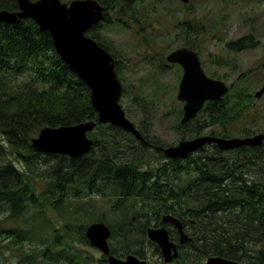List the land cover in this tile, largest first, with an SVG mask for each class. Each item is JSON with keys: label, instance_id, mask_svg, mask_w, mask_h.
I'll return each mask as SVG.
<instances>
[{"label": "trees", "instance_id": "16d2710c", "mask_svg": "<svg viewBox=\"0 0 264 264\" xmlns=\"http://www.w3.org/2000/svg\"><path fill=\"white\" fill-rule=\"evenodd\" d=\"M99 1L107 10H115L118 16L113 19L111 13H106L105 22L88 33L112 53L118 70L120 60L101 40L98 28L123 21L124 16H131L129 19L138 22V5L145 0ZM13 4L14 0H0V9ZM189 25L182 24L183 29ZM257 43L258 39L251 34L229 41L226 46L239 52L254 48ZM187 46L197 49L192 43ZM232 89L231 85L230 91ZM252 97L251 93L238 88L219 101L207 102L203 123L193 118L182 125L179 122L183 114L181 109L178 129L189 128L192 137L202 135L210 124H218L224 127L227 136V125L242 115L249 106L244 104ZM93 120H98V113L92 105L91 89L62 60L50 32L41 30L32 19L18 24L0 20V211L8 213L0 218V251L8 246L3 243L8 238L13 246L20 248L23 261L33 263L41 256L53 264H83L81 259L86 257L72 242V232L78 234L81 243L90 244L85 236L87 225L64 223L57 228L47 210L61 212L69 198L98 197L105 186L110 185L112 193L109 195L116 197L117 206L127 200H137L140 204L129 225L141 222V226L130 230L132 236L139 229V238L146 239L145 228L155 220V214L192 215L197 221L198 239L181 255L180 264H204L212 255L246 264H264V143L256 147L242 146L230 152L211 145L185 162L169 160L155 168L147 163L144 169L141 168L145 162L130 154L125 163L114 160L115 154L120 155L119 151L130 145L127 141L123 143L125 138L117 137L125 131L113 125L103 130L105 136L92 133L93 150L79 158L42 153L32 145L33 138L45 126ZM104 126L98 124L97 128ZM127 138L132 141L131 146L137 141L130 135ZM147 140L156 146L163 145L156 139ZM138 143L145 148L143 151L151 148L146 141ZM43 154H46V164L51 159L57 160L49 166L46 174L49 183L39 194L34 165ZM32 204L38 208L33 217L40 222L38 227L30 224L27 228L23 223L28 224L26 215L32 214ZM182 205L185 208L180 207ZM99 220L108 221L105 217ZM49 229L56 232L52 241L45 237ZM60 230L67 233V240H61ZM112 231L113 238L116 231ZM32 241L42 245L29 252L24 250L25 243ZM148 241L161 255L159 246ZM133 243L141 247L144 241L134 240ZM111 249L117 256L128 253L145 256L143 249L131 248L118 253L113 244ZM99 261L108 263L107 256L103 255Z\"/></svg>", "mask_w": 264, "mask_h": 264}, {"label": "rangeland", "instance_id": "374dc122", "mask_svg": "<svg viewBox=\"0 0 264 264\" xmlns=\"http://www.w3.org/2000/svg\"><path fill=\"white\" fill-rule=\"evenodd\" d=\"M137 11L140 14L138 22L129 19L131 16H124L123 21L106 23L98 33L101 40L110 46L120 60L117 70L123 85L120 104L128 118L145 135L159 140L165 147L193 134L189 128L178 129V115L184 105L177 97L183 70L178 65L167 61V56L173 50L188 47L187 44L190 43L197 46L195 50L200 56L205 72L213 78L224 80L232 85L233 89L229 94L242 88L244 92L251 93L253 96L249 103L244 104L245 107L250 104L246 110L247 113L228 124L227 131L231 135L236 133L240 136L264 131V95L255 96L256 91L262 87L264 77V0H189L188 3L181 0H145L138 5ZM111 16L114 19L118 14L113 10ZM185 23H190L186 30L182 26ZM251 34H254L259 41L254 48L235 52L226 46L229 41ZM195 118L199 122L204 121L206 112L201 111ZM104 125L102 128H95L93 134L105 136L102 132L109 130L107 125L110 124ZM207 127L210 128L203 133L212 128L220 133L222 129L218 124H210ZM128 136L124 132L117 134V137L125 138L123 143L126 144L127 141L130 148L121 146L123 148L119 151L120 155L115 154L114 160L118 162L117 159H119L121 163H125L127 159H130V154L145 162L141 169H144L147 163L153 168L160 165L162 159L159 158L161 155L159 151L151 150V148L143 151L145 148L138 141L131 146L132 141L127 138ZM199 152L194 153L193 156ZM44 155L46 154H43L40 161L34 165L39 194L49 183L46 175L49 166L57 160L51 159L46 164ZM100 193L98 197L92 195L88 198H69L66 208H63L61 212L48 209L54 225L57 228L64 223L88 226L98 221L100 217H105L112 230L116 231V236L112 238L110 244L119 250L118 253H124L126 249L131 248L143 249L152 263L161 264L163 259L155 247L150 245L149 238H139L137 233L139 229L135 230L134 236L130 233L134 226L138 227V224L141 226V222H137V225H129L131 219L136 216L134 212L136 207L140 206L138 201L127 200L117 206L116 197L109 195L112 193L110 185L105 186ZM31 207L32 214L26 215L28 224L23 223V226L27 228L30 224L38 227L40 222L33 217L38 208L33 204ZM7 214L6 211H0V218ZM47 233L45 237H49L52 241L56 232L49 229ZM72 234V242L83 250L86 257L81 259L83 264L86 262L108 264L99 261L103 258L101 250L91 244L81 243L78 240V234L75 232ZM125 234L131 237H126ZM59 235L62 236L61 240H67V233L63 230H60ZM134 240L144 241V243L140 247L133 243ZM3 243L8 246L3 252L0 251V264H53L41 256L35 258L33 263L23 261L19 255V247L13 246L8 238ZM41 245L36 241L26 242L24 250L29 252L32 248ZM192 254L195 260V252L193 251Z\"/></svg>", "mask_w": 264, "mask_h": 264}, {"label": "water", "instance_id": "95a60500", "mask_svg": "<svg viewBox=\"0 0 264 264\" xmlns=\"http://www.w3.org/2000/svg\"><path fill=\"white\" fill-rule=\"evenodd\" d=\"M188 3L189 0H181ZM19 10H0V20L18 24L24 19H33L40 29L49 31L55 48L70 69L81 77L91 89L92 105L98 113V121H85L75 125L58 127L45 126L32 140L38 151L49 154L68 155L79 158L88 154L94 141L88 136L97 123L111 124L135 134L145 140L135 123L129 119L120 104L123 85L116 72L113 55L87 31L105 19V7L98 0H72L70 4L62 0H18ZM170 63H179L184 73L179 85L178 99L184 102L182 124L193 119L208 101H218L230 91L225 81L210 77L202 67L196 51L180 47L168 56ZM264 93V83L256 92V97ZM216 143L223 151L235 150L242 146L256 147L264 143V132L248 137L199 136L181 140L176 145L161 147L164 154L172 159H185L207 143ZM165 223H173L182 235V243L190 238L184 232L182 221L171 215L163 216ZM110 227L103 221L94 222L87 227L86 237L91 245L108 255L109 264H148L135 254L125 259L111 254L109 238ZM148 236L162 250L166 262L180 255L177 244L170 239L166 227L149 228ZM205 264H243L223 256H210Z\"/></svg>", "mask_w": 264, "mask_h": 264}, {"label": "flooded vegetation", "instance_id": "af4514ba", "mask_svg": "<svg viewBox=\"0 0 264 264\" xmlns=\"http://www.w3.org/2000/svg\"><path fill=\"white\" fill-rule=\"evenodd\" d=\"M35 1V0H34ZM62 1H64V2H66V3H68V4H70L71 3V1L72 0H62ZM99 1V0H98ZM157 1H160V0H157ZM102 4V3H101ZM103 5V4H102ZM104 7H105V14L106 13H111V12H113V10L111 9V11H109V10H107L106 9V6L104 5ZM9 8V9H8ZM2 9H8V10H10V11H17V10H19V4H18V0H14V4H13V6L12 7H2ZM139 21V20H138ZM105 22V21H104ZM100 23H103V22H100ZM100 23H98V24H96V25H94V26H92L90 29H89V32L90 31H92L93 29H95V28H97V26H99V24ZM100 30V28H98V31ZM235 52H238V51H235ZM176 65H178L179 67H181V69H183V67L180 65V64H178V63H176ZM263 83H264V78H263ZM263 83H262V86H263ZM262 88V87H261ZM264 95V93L262 94V96ZM250 99H252V98H250ZM211 102H213V101H211ZM250 102V101H249ZM250 105V104H249ZM204 110V108L201 110V111H203ZM246 110H248V109H245L244 110V112L242 113V114H246L247 113V111ZM200 111V112H201ZM199 112V113H200ZM198 113V114H199ZM196 128V127H195ZM208 128H210V127H207L206 128V130L208 129ZM140 129V128H139ZM224 127H222V129H221V132L219 133V132H217V131H215L213 128L212 129H210L208 132H206V133H203L202 135H199V136H216V137H225V138H232V137H248V136H253V135H255V134H253V135H248V136H240V135H237L236 133H234V134H228L227 136H225V134H224ZM227 130V129H226ZM125 131V133L126 134H128V135H130L131 137H136L135 136V134L134 133H132V132H128V131H126V130H124ZM140 131H141V133L143 134V136L146 138L145 140H141V139H139L138 140V138L137 139H135V140H137L138 142H142V141H146V143H148V144H151V150L152 149H155L157 152L158 151H160L162 154H163V156L161 155V157H160V159H162V161H161V164L162 165H164L165 164V162H167V161H169V160H172V161H179V162H185V161H187L189 158H191V157H194L193 156V154L194 153H196V152H198V151H200V152H202V150L204 149V148H207V147H209V146H211V145H217L216 143H207L204 147H202V148H200L198 151H196V152H194V153H192V154H190L187 158H185V159H181V158H177V159H172V158H168V157H166L165 156V154H164V152H163V150L160 148L161 146H163V145H158V146H156L155 144H152L151 142L149 143V141L147 140L148 138L146 137L147 135H145L143 132H142V130L140 129ZM261 132H263V131H261ZM258 133H260V132H258ZM242 135V134H241ZM198 135H195V136H190V137H188V138H186V139H193V138H196V137H199ZM182 139H180L177 143H175V144H171V145H176V144H178L180 141H181ZM165 146H169V145H165ZM217 147H218V145H217ZM210 148V147H209ZM219 148V147H218ZM220 149V148H219ZM239 149V148H238ZM221 150V149H220ZM236 150V149H235ZM230 151H234V150H230ZM199 152V153H200ZM198 153V154H199ZM255 174H253V176H254ZM180 207H183V208H185L183 205L182 206H180ZM188 208V207H187ZM169 214H172V213H169ZM165 215V213H161V214H155V216H156V218H155V220H152L150 223H149V225H147L146 226V228H145V232H146V235L148 236V230H149V228H151V227H153V228H161V227H166L168 230H169V236H170V239L172 240V241H174L176 244H177V247H178V249H179V252H180V255H179V257L178 258H176V259H174V260H172L171 262H166L165 261V258H164V255H163V253H162V251H161V259H163L162 260V262H161V264H180V260H181V255H183L184 253H185V249H188L189 247H191L190 246V243H194L195 241H197V235H196V229H197V226H196V220L192 217V215H190V214H186L185 216H180V215H178V216H176V215H173V216H176L177 218H179L181 221H182V225H183V230H184V232L189 236V240L187 241V242H185V243H182V235H181V233H180V231H179V229L173 224V223H165L164 221H163V216ZM139 226H140V224H138ZM140 242V241H139ZM161 250V249H160ZM129 255V253L128 254H122L121 256H118V257H120V258H123V259H125L127 256ZM135 255H137V254H135ZM144 257H141V256H139V255H137L140 259H144V260H146L147 262H148V264H155V263H152L151 262V259H149V257H147L146 256V254H145V251H144ZM243 264H246L245 262H242Z\"/></svg>", "mask_w": 264, "mask_h": 264}, {"label": "bare ground", "instance_id": "6f19581e", "mask_svg": "<svg viewBox=\"0 0 264 264\" xmlns=\"http://www.w3.org/2000/svg\"><path fill=\"white\" fill-rule=\"evenodd\" d=\"M18 4H19V2H18ZM9 9V8H8ZM8 9H0V10H8ZM8 11H10V10H8ZM240 262V261H239Z\"/></svg>", "mask_w": 264, "mask_h": 264}]
</instances>
